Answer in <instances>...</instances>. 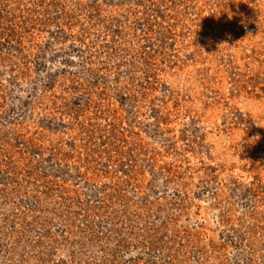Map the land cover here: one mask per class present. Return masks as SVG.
<instances>
[{
	"label": "rangeland",
	"instance_id": "1",
	"mask_svg": "<svg viewBox=\"0 0 264 264\" xmlns=\"http://www.w3.org/2000/svg\"><path fill=\"white\" fill-rule=\"evenodd\" d=\"M0 264H264V0H0Z\"/></svg>",
	"mask_w": 264,
	"mask_h": 264
}]
</instances>
